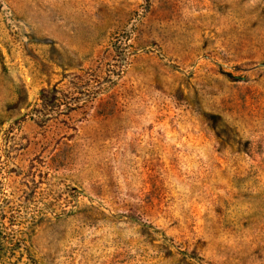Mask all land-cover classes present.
<instances>
[{"label": "rangeland", "instance_id": "rangeland-1", "mask_svg": "<svg viewBox=\"0 0 264 264\" xmlns=\"http://www.w3.org/2000/svg\"><path fill=\"white\" fill-rule=\"evenodd\" d=\"M0 264H264V0H0Z\"/></svg>", "mask_w": 264, "mask_h": 264}]
</instances>
